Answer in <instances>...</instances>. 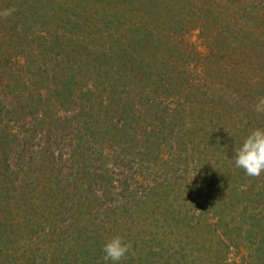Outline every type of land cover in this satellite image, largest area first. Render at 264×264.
Returning a JSON list of instances; mask_svg holds the SVG:
<instances>
[{"label": "trees", "instance_id": "16d2710c", "mask_svg": "<svg viewBox=\"0 0 264 264\" xmlns=\"http://www.w3.org/2000/svg\"><path fill=\"white\" fill-rule=\"evenodd\" d=\"M260 97L264 0H0V264H264Z\"/></svg>", "mask_w": 264, "mask_h": 264}, {"label": "clouds", "instance_id": "9594fccd", "mask_svg": "<svg viewBox=\"0 0 264 264\" xmlns=\"http://www.w3.org/2000/svg\"><path fill=\"white\" fill-rule=\"evenodd\" d=\"M13 11L14 9H6L3 15L7 17ZM254 111L264 114V97L258 98ZM234 164L249 177L257 178L264 173V127H257L248 133L241 146L235 150ZM102 252L103 260L112 261L113 264H118L129 255H135L133 245L119 234L104 243Z\"/></svg>", "mask_w": 264, "mask_h": 264}]
</instances>
